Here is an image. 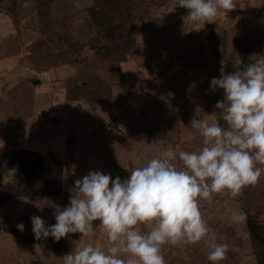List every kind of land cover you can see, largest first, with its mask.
I'll return each instance as SVG.
<instances>
[{"label":"rangeland","instance_id":"1","mask_svg":"<svg viewBox=\"0 0 264 264\" xmlns=\"http://www.w3.org/2000/svg\"><path fill=\"white\" fill-rule=\"evenodd\" d=\"M149 1L128 0L126 10L124 0H27V7L25 0H0V153L8 147L3 153L17 166L25 142L31 143L28 139H41L45 146L59 142L51 165L38 163L27 170L38 176L27 179L25 169H18L25 178L0 181V225L14 220L25 225L23 232L17 229L23 237L0 226V264H62L74 241L82 242L81 234L58 242L35 241L30 217L54 224L52 203L55 209L66 206L65 188L69 195L72 188L66 184L73 185L89 171L115 178L118 166L124 179L169 148L201 147V138L190 127L194 112L201 108L211 123L217 116L215 104L223 99L222 90H211V79L264 55V0H235L234 10H221L205 24H193L176 0H155L156 8L146 6ZM120 8L130 14L121 17ZM130 15L136 16L134 21ZM125 20L135 30L123 42L119 33L127 29ZM218 122L225 127L222 118ZM65 161L69 166L64 173ZM48 172L56 179L46 178ZM200 209L210 233L228 245L220 264H257V246L246 219L249 215L255 221L260 251L264 174L238 197L215 194L212 201H201ZM233 212H242L245 219L232 222ZM89 241L102 246L106 237L97 232L83 240ZM35 243H43L42 249L35 250ZM162 253L166 264H210L203 242L166 245Z\"/></svg>","mask_w":264,"mask_h":264},{"label":"clouds","instance_id":"2","mask_svg":"<svg viewBox=\"0 0 264 264\" xmlns=\"http://www.w3.org/2000/svg\"><path fill=\"white\" fill-rule=\"evenodd\" d=\"M176 5L188 10L193 24L212 22L221 10L237 7L235 0H176ZM23 6H28L27 0ZM194 87L190 84L188 90ZM210 88L223 93L215 104L217 116L210 123L208 114L197 107L190 121L201 147L169 148L146 159L124 179L89 171L74 181L68 204L55 209L54 224L30 217L35 241L58 242L69 234H81L82 242L74 241L75 247L61 257L62 264H166L164 246L203 242L210 264H220L228 245L210 233L200 202L221 193L236 198L264 174V55L241 70L227 74L221 70ZM13 177L10 169L2 181ZM230 219L238 223L245 215L233 212ZM95 221L99 223L94 226ZM16 227L23 232L25 225ZM97 232L105 235L104 245L83 242ZM33 247L42 249L43 243Z\"/></svg>","mask_w":264,"mask_h":264},{"label":"crops","instance_id":"3","mask_svg":"<svg viewBox=\"0 0 264 264\" xmlns=\"http://www.w3.org/2000/svg\"><path fill=\"white\" fill-rule=\"evenodd\" d=\"M42 108V107H41ZM41 108H39V110L41 109ZM42 113H44L43 112V110H42ZM51 122V125L53 126V125H55L56 124V122H55V119L53 118V120L52 121H50ZM5 129V128H4ZM14 129H15V127H14ZM3 130V129H2ZM1 130V131H2ZM5 130H7L5 133H7V132H9L10 133V130L8 129V128H6ZM5 133H4V135H5ZM39 136V135H38ZM20 138V137H19ZM19 138L18 139H16V140H12V139H10L9 140V142L11 141V142H17V141H20L19 140ZM2 139H3V135H2ZM35 139H38V138H33V139H28L29 141H31V143H30V145H28L27 146V143L25 142V145H24V147H23V150H22V152L20 153V156H21V158H20V160L19 161H16V162H18V163H16L17 164V166H11L10 165V163H9V159H8V157H7V153H3L4 151L5 152H9V148L7 147V148H4V146L2 147V151H1V158H0V163L2 162V160L3 159H5V161H6V165H7V171H9L10 169L11 170H14V177H13V179L15 178V176H19L18 178H20L21 176H24V175H21V172L23 171V169H25V176L27 177V179L30 177V178H33L34 176H38L39 175V173H37V172H35V173H31V172H29L30 174H27V170H29V169H34L35 167H38L37 165H38V163H40V165H41V167H46V166H48V164H52L53 163V161L55 160V157H56V151H55V145H58L59 144V142H54V141H52L49 145H44V142H43V140H41L40 139V143H37V141L38 140H36L35 141ZM23 143V142H22ZM66 148V147H65ZM6 149V150H5ZM54 151V152H53ZM15 152L17 153V150H15ZM40 155H42V156H40ZM17 159H19L18 157H17ZM44 159V160H43ZM47 160H49V161H47ZM43 161V162H42ZM42 163V164H41ZM69 163L67 162V161H65V162H63V166L61 167V171L62 170H64V173H65V170L67 171V168H68V165ZM54 166H57V164H55ZM22 170V171H19V170ZM36 169V168H35ZM45 175V177L47 178V177H49V176H52L51 174H50V172H48L47 174H44ZM64 175V174H63ZM25 176H24V178H25ZM59 172L57 173V181L59 180ZM64 177H65V175H64ZM50 179H56V177H51ZM3 179L1 178V173H0V181L1 182H3V183H7V182H10V181H2ZM41 181H43V180H41ZM45 181V180H44ZM73 182V181H72ZM67 183V182H66ZM67 185V188H70V187H72L73 185L69 182V183H67L66 184ZM55 190V189H54ZM58 190V189H57ZM65 193L68 195V197H69V193L68 192H66V188H65ZM58 200V196L57 197H55V198H53L52 200ZM48 201H50L51 202V199H47L46 200V203H48ZM45 203V204H46ZM56 204V203H55ZM55 204H53L52 203V211H54L55 210V207H54V205ZM60 205V204H59ZM61 207H64V206H61ZM46 209V208H45ZM6 220H8V219H6ZM10 221V220H9ZM11 222V221H10ZM11 225H14L15 226V224H18L17 223V220H14V222H11L10 223ZM25 229V228H24ZM25 232H27L26 230H25Z\"/></svg>","mask_w":264,"mask_h":264},{"label":"trees","instance_id":"4","mask_svg":"<svg viewBox=\"0 0 264 264\" xmlns=\"http://www.w3.org/2000/svg\"><path fill=\"white\" fill-rule=\"evenodd\" d=\"M125 1V5H126V10H127V5L129 6V2H128V0H124ZM150 5H152L153 6V8H156V7H158L159 6V4H158V2L156 3V1L155 0H151V1H149L148 3H147V5L146 6H150ZM158 9V8H157ZM235 9V8H234ZM233 9V10H234ZM120 16L121 17H123L124 16V14H130V12H128V13H125V12H123V10L120 8ZM125 11V10H124ZM146 14V16L144 17V18H146V17H148L149 16V13H145ZM145 14H141V16H143V15H145ZM126 16V15H125ZM133 15H130L129 17L131 18ZM135 18H136V16H133L131 19L134 21L135 20ZM144 18H142V19H144ZM127 23H129V21H127L126 22V20H125V24H126V31H124V29H122L121 31H120V33H119V35H124V36H122L121 37V39H122V41H123V38H126L127 37V39L129 38V37H133V35H134V23L131 21L130 22V26H131V28L130 27H128V25H127ZM106 27H109V30H111L112 32L114 31V29H110V27H112V26H106ZM119 41V40H118ZM122 41H120V42H122ZM124 42V41H123ZM134 50V49H133ZM219 57L220 56H217V55H215V56H213V58H215V59H219ZM211 70L214 72V68H211ZM257 221V220H256ZM254 224H255V221H253L252 220V217L251 216H249L248 215V217H247V219H246V225H247V229H248V232H249V234H250V236H251V239H252V241L254 242V244L258 247V244H259V237H258V230H257V227L255 226V228H254ZM1 225H4L5 227L4 228H6V233L8 232L9 233V231L13 234V236H19L20 235V233L18 232V230H17V228L14 226V225H11L10 223L9 224H4V223H2ZM0 225V226H1ZM256 225V224H255ZM9 228V229H8ZM9 231H8V230ZM11 234V235H12ZM21 237H23L22 235H20ZM29 237L30 236H27L26 238H27V240L28 241H30L29 240ZM32 238V237H31ZM260 244L263 246L262 248H261V250L260 251H258V248L257 247H255L256 248V251L257 252H255V256H256V260H257V264H264V241H261L260 242Z\"/></svg>","mask_w":264,"mask_h":264},{"label":"water","instance_id":"5","mask_svg":"<svg viewBox=\"0 0 264 264\" xmlns=\"http://www.w3.org/2000/svg\"><path fill=\"white\" fill-rule=\"evenodd\" d=\"M243 62L245 63L246 60L243 58ZM0 95H1V88H0ZM221 121V120H220ZM49 161V160H47ZM116 170H117V175L116 176H121L124 173V170L119 168L118 166H115ZM0 173H1V178L3 179L7 174V165H6V161L5 159L2 160V162L0 163Z\"/></svg>","mask_w":264,"mask_h":264}]
</instances>
